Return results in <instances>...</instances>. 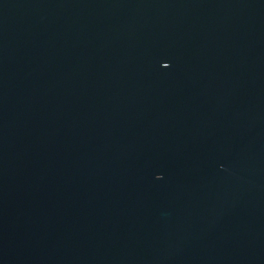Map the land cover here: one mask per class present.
I'll list each match as a JSON object with an SVG mask.
<instances>
[{"label": "water", "instance_id": "95a60500", "mask_svg": "<svg viewBox=\"0 0 264 264\" xmlns=\"http://www.w3.org/2000/svg\"><path fill=\"white\" fill-rule=\"evenodd\" d=\"M0 264H264V0H0Z\"/></svg>", "mask_w": 264, "mask_h": 264}]
</instances>
